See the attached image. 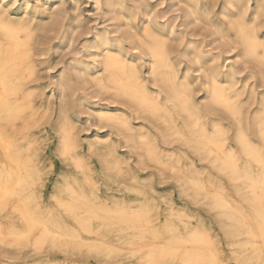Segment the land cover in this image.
<instances>
[{"label": "bare ground", "instance_id": "1", "mask_svg": "<svg viewBox=\"0 0 264 264\" xmlns=\"http://www.w3.org/2000/svg\"><path fill=\"white\" fill-rule=\"evenodd\" d=\"M131 1L139 18L126 0L103 4L133 48L96 29L54 77V101L38 102L48 11L26 3L16 16L0 0V264L264 263V0H175L182 15L164 20ZM190 24L212 37L186 39ZM82 111L105 133L90 136ZM136 154L158 183L217 211L228 259L217 231L130 164ZM118 183L133 194H114Z\"/></svg>", "mask_w": 264, "mask_h": 264}, {"label": "rangeland", "instance_id": "2", "mask_svg": "<svg viewBox=\"0 0 264 264\" xmlns=\"http://www.w3.org/2000/svg\"><path fill=\"white\" fill-rule=\"evenodd\" d=\"M99 1L102 2L100 6L95 5V0H3V2L6 3L7 11L10 14L16 16L23 15V10L26 6V3L28 4V8L30 9H35L43 12L48 11L47 14H43V23L47 25L46 28L48 29L41 31V33L37 37L38 42H40L41 44L39 43V48H36V51L40 52V55L35 56V59H38L37 64H39V66L37 65V70L40 77L38 81L33 83L34 85H37L36 83H40L38 94L35 96L36 101L40 102L41 100L46 98L54 101L53 98L55 94V87L52 83L54 77L61 72L63 65L67 64L70 59L79 57L80 54L84 55L83 46L86 44V40L91 38L92 32L96 29L99 31L107 30L110 34V37H116L117 40L119 39L120 41H122V43L129 49L133 48V44H131L130 41L131 31L128 30V27L124 25L119 26L116 23V20H111L110 13L103 4L104 0ZM126 1L129 5L135 6L134 8L137 9L136 12L138 11L137 15L139 18L140 14L144 11V8L141 6L136 7V4L131 0ZM161 1L162 0H147L150 5L157 4L156 10L159 15H162L160 10H164L166 12L165 17H162V20L166 19L169 16L178 14L180 15L182 13L180 5H175V0H163V3H161ZM218 2L216 5L217 9L221 7V0ZM138 18L137 23H139ZM186 31H183V34H186V39L190 34H193L194 32L195 36L197 35L198 37H204L205 40L207 38L209 40L210 37H212L209 28L204 24H190ZM131 52L136 53L137 50L133 49ZM179 57L181 58V56ZM181 59L183 60V62H187L189 60L188 57H183ZM143 71L146 72V66H143ZM254 84L257 89L259 88V91L264 89V81H262L261 84V82L257 80ZM89 90H86V96L90 98V100H93L96 103L100 102L105 106H113L109 102V100L105 99L104 96L96 97L94 96L93 91L91 89ZM80 119L83 123H85L86 119H88V133L90 134V136L95 132V130H98L100 134L105 133L104 130H106V128L102 127L101 124H97L94 116L89 117V115L82 111L80 113ZM130 164L134 168L139 169V166L137 164V154L132 155ZM60 166L61 165L58 164L57 168L54 170L55 173L52 174V177L57 176L56 174L60 170ZM138 171L139 173H141V175H143L147 171H152L156 173L155 181L157 182L159 180L160 172H158L156 168H153L150 165L145 167V169H139ZM165 179L166 180L161 183H156L157 190H159L160 193H171L168 198L172 201L173 208H184L187 213H193L194 216L193 219H191L192 222L202 220L203 222L208 224V226H211L213 230L217 231L221 237L224 256L226 257V259H228L231 247L228 246L223 232L220 229L218 223L220 218L217 216V211L214 209L210 210L206 208L201 201H193L190 199V197L181 195L179 193V190L177 189L175 182L168 178ZM113 192L116 195L125 193L124 195L126 197L133 194V191L131 190L125 192L122 191L119 183L114 185ZM156 201L160 209V217L157 220L164 219L166 216L165 213L167 211V201L166 199L164 200L159 197ZM229 262L233 263L231 259L229 260Z\"/></svg>", "mask_w": 264, "mask_h": 264}]
</instances>
